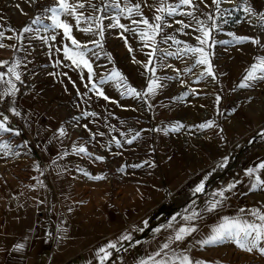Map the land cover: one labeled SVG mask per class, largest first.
Masks as SVG:
<instances>
[{"label": "rangeland", "instance_id": "374dc122", "mask_svg": "<svg viewBox=\"0 0 264 264\" xmlns=\"http://www.w3.org/2000/svg\"><path fill=\"white\" fill-rule=\"evenodd\" d=\"M70 2L75 3L76 0ZM248 2L256 13H264V0ZM137 3L141 5L143 17L148 18L150 23H157L155 20L157 15L165 18L161 31L155 36V43L149 39H141L139 33L146 30L143 23H132L134 19L141 20L140 16L129 17L125 11L119 10ZM176 3L178 0H164L165 6ZM195 3L198 5L195 9L182 6L176 10V15L167 16L166 12L156 10L160 6V0H90V3L85 0V8L78 12L82 11L86 17L92 19L85 21L82 18V25L79 27L81 29L91 27L92 32L85 33L71 24L72 35L91 49L87 56L93 67L92 82H95L105 95L109 96L117 87L126 91L124 81L122 85L116 79L100 84V79L109 77L113 69L125 78L127 85L138 92H147L150 79L159 78L160 85L155 95L140 97L138 137L141 182L149 183L161 192L157 191L154 200L151 197L146 201L140 200L137 224L126 227L127 230L133 231L129 235L131 239L116 243V248L109 251L111 255L104 264H141L142 261L152 264L149 257L159 251L160 246L165 243V225L179 212L180 204L175 202V196H170L169 192L174 191L181 178L168 177L169 173L174 171L169 169V163H172L170 166L178 168L179 159L183 158L178 152L179 147H187V158L191 164L193 163L191 158L202 153L206 160H210L205 163V166L209 164L207 171L211 173L208 181L220 176L226 166L233 161V156H228L227 152L231 144L242 141V144L253 143V147L264 145V136L260 135L264 133V81L256 80L251 82L250 87H238L250 66L257 63L258 57H264V29L259 27L258 17L234 10L240 5L241 0L231 2L222 0L219 12L211 0H204L203 3L195 0ZM115 4L119 5V9L111 7ZM105 5L110 7L106 16L101 18V11L98 9H104ZM54 7H58L56 0H0V31L5 33L0 43L5 47L9 45L15 48L23 47L25 51L31 52L32 70L24 72L31 75L32 82L35 79L40 89L50 96L51 101L63 100L60 102L62 110L64 102L70 104L82 134L63 133L85 138L74 109V105L78 103L86 114L95 113L97 116L107 118V121L102 120L98 124L95 122V115L86 116L94 136L102 137L108 142L118 136L129 138L132 134L135 136L136 127L134 126L133 133L130 123L124 122L123 130H120L118 120L113 117V114L117 113L115 103L109 98L106 104L105 99L99 96L97 91L92 90L88 70L76 67L71 60L65 59L64 46H71V42L64 39L63 31L44 30L46 25L52 23L48 9ZM12 10L15 13H12ZM189 11L194 12L196 18L207 22L204 27H210L213 20L218 25V30L210 29L208 44L200 45L196 39L197 36H202L201 32L195 30L196 20L181 14ZM205 13L211 15L213 20H208ZM117 16L120 24L135 31H124L118 26L112 27L116 24ZM37 17L43 18L41 24L32 23ZM62 19L67 21L66 16H62ZM177 21H183L190 26L183 28ZM25 27H31L33 31L23 33ZM230 33L234 35H229ZM53 35L56 36L55 40L51 39ZM10 36L12 39H8ZM168 36L175 37V40L181 43L177 44L167 39ZM245 36L258 38L260 43L253 44L250 41L236 43L234 37ZM94 40L99 41L102 47L91 43ZM186 45L204 47L209 54L215 78L207 75L201 78V73L206 72L207 66L193 67L198 54L184 52ZM129 47L133 49L132 52H129ZM153 49L156 50L154 53ZM93 52L97 55H93ZM145 64H148L149 68H154L155 72L146 69ZM196 76L198 78H195ZM0 121H3L1 115ZM208 121L213 122L212 127L203 129L199 127ZM180 125L183 127H179ZM60 128L62 129V115ZM5 142L9 145L8 149L0 148V207H3L5 197L11 195H5L9 188L14 191L15 187L29 185L32 176V161L29 157L31 152L23 140L13 133H5L0 135V145ZM221 146L223 151L220 152L218 150ZM111 149V146H108V151ZM189 171L194 172V167H189ZM262 175L261 180H264V172ZM225 178L226 176L216 179L212 186L222 183ZM258 196V205L264 207V187ZM253 222L259 223L257 219ZM219 248L217 253L220 259L219 262L214 261L216 264H232L231 261L235 264L263 262L258 251L246 252L231 239L220 241ZM204 257L198 260L207 262L206 254Z\"/></svg>", "mask_w": 264, "mask_h": 264}, {"label": "crops", "instance_id": "0c3cea01", "mask_svg": "<svg viewBox=\"0 0 264 264\" xmlns=\"http://www.w3.org/2000/svg\"><path fill=\"white\" fill-rule=\"evenodd\" d=\"M32 56L23 47L9 45L0 49V57L11 58L20 76L24 71L32 70ZM8 79L15 84L16 90L13 95H8L7 112L1 118L8 117L6 126L19 132V138L31 152L32 176L29 185L15 187L14 191L9 188L5 193L11 195L5 197L3 207H0V264H101L97 255L100 248L109 242H122V236L132 234L133 231L126 227L137 224L140 200L146 201L150 197L154 200L157 191L161 192L153 185L141 182L139 137L129 144L127 141L134 134L131 138L118 136L109 142L94 136L87 114L78 103L74 109L85 138L75 134L61 135L60 102L63 100L51 101L35 79L29 93L20 91L15 77L6 73L4 80ZM6 87L0 82V93ZM106 96L115 103L117 113L113 117L118 120L120 130H123L124 122L130 123L133 133L136 127V135L140 123V97L127 95L118 87ZM12 108L20 115L13 114ZM95 116L98 124L107 121L102 115ZM117 140L120 146H117ZM253 145L250 142L242 144V141L231 144L228 156H233L237 165L228 171L222 183L199 193L195 188L206 185L211 175L207 171L209 164L205 166L210 160L202 153L192 157L191 164L187 147H179L178 152L183 155L179 159L180 166L175 168L169 163V169L174 171L168 176L181 178L174 191L169 192L180 204L178 214L165 225L164 242L170 243L172 249L196 261L205 258L206 254L208 260H203V264H216L214 261L220 259L217 253L220 242L202 245L198 241L209 237L225 217L253 222L256 218L251 213L257 209L264 211L257 203L262 187L252 189L256 177L263 176L264 169L259 166L264 164V145ZM108 146L112 148L110 151ZM80 147L86 152L76 151ZM221 148L218 151L221 152ZM98 156L104 159L97 160ZM189 167H194L195 171L191 173ZM249 169L257 171L249 176ZM95 176L103 179L90 178ZM229 185L234 187L229 189ZM220 191L224 192L223 197L218 195ZM216 201L220 204L209 211ZM193 212L198 214L196 218L184 219ZM181 227L197 230L183 241L172 243L170 237H174ZM260 258L264 264V256L260 255Z\"/></svg>", "mask_w": 264, "mask_h": 264}, {"label": "snow or ice", "instance_id": "6c2138e0", "mask_svg": "<svg viewBox=\"0 0 264 264\" xmlns=\"http://www.w3.org/2000/svg\"><path fill=\"white\" fill-rule=\"evenodd\" d=\"M87 2L90 3V0H87ZM201 3L204 2V0H200ZM212 4L216 6L217 11H220V5L222 0H211ZM231 2V0H229ZM56 3L58 7L50 8L48 11L51 13V16L49 17L52 21L50 25H46L44 27V30L47 31L49 29L52 30H62L64 39L71 42V46L65 45L63 49L64 57L67 60H71L73 65L76 67H82L86 68L88 70V78L89 82L91 83L92 90L97 91L98 95L103 97L105 100H108L109 97H107L103 90L98 89L97 84L95 82H92V76H93V67L90 59L87 56V53L91 51V49L87 48L86 44H82L80 41H78L73 35H72V25L68 23L66 20L62 19V16H70L73 17L76 21V28L80 31H83L85 33L92 32L91 27L83 28L81 29L80 23L82 18L87 21L89 19H92V17H86L82 11H79L80 9L85 8V0H76L75 3H71L70 0H56ZM182 6H186L189 8H196L198 5H196L195 0H178V3L174 5H164V0H160V6L157 7V11L161 13L167 14V16H174L176 15V10L181 8ZM207 6V5H206ZM95 8V6L93 5ZM110 6L105 5V8L98 11H101V18H104L107 14V10ZM111 7L119 9V5H111ZM120 11H125L129 17L132 15L140 16L141 20H132L133 24L143 23L146 26L145 31H141L139 33L141 39H149L152 40L153 43H155V36L159 34L161 31L162 23L165 22V18L162 15L155 16V20L157 23L152 24L150 23L148 18L143 17L142 11H141V5L139 3L133 5V6H125L124 9H119ZM234 10H241L246 15L249 16H256L259 20V27L264 29V13H256L255 10L251 7L248 0H241L240 5L237 6ZM182 15H187L189 17H192L196 20V31H199L202 33V36H197L196 39L199 41L200 45L208 44L210 39V29H217L218 25L213 20V17L211 15H208L205 13L204 15L207 16L208 20H213V23L210 25V27H204L207 22L202 21L195 17L194 12L189 11L187 13H181ZM223 15V13H221ZM42 17H37L32 21L33 24H41L42 23ZM116 24H113L112 27H120L124 29V31H135V29H129L125 25L119 23V16L115 17ZM177 23L182 24L183 28H188L190 25L184 23L183 21H177ZM251 23V21H249ZM171 26V25H167ZM99 27V25H98ZM33 29L31 27H25L23 29V33H29L32 32ZM95 35L96 33H92ZM100 35L103 36V29H100ZM234 35V34H229ZM5 36V33L3 31H0V39H3ZM8 39H12V37H8ZM52 40L56 39V36L53 35L51 37ZM167 39L173 40L175 43L180 44L181 41L175 40V37L168 36ZM236 43H244L250 41L253 44H259L260 41L258 38H251V37H234ZM125 42L127 43L126 39ZM91 43L96 44L97 47H102V44L99 41H91ZM220 43H229L228 41H220ZM147 46V45H146ZM5 45L3 43H0V48H4ZM129 52H132L133 49L129 47ZM59 51V49H57ZM156 50L153 49V53ZM184 52H191L193 54H198V59H196L195 67L196 65H206V72L201 73V78H204L205 75L215 78V74L212 70V65L209 60V54L205 51L204 47H193L191 45H186ZM153 53H149V55H152ZM168 55H172V53H167ZM183 54V53H182ZM93 55H97L95 52H93ZM134 59V58H133ZM134 62L135 59H134ZM151 63V61H149ZM7 62H0V66L6 65ZM16 66L13 65L12 67L7 68V74H11L15 77L17 81L20 80V74L16 72ZM146 69H148L151 72H155L154 68H149L148 64L144 65ZM190 70V69H189ZM259 73V75H257ZM6 74L4 72H0V82H3L7 85L3 93H0V95H13L16 90L15 84L12 82L11 79L4 80V76ZM116 79L119 81H124V86L126 87V93L127 95L134 96V97H141L142 95H155L156 89L160 87L158 80L156 79H150L148 86H147V92L141 93L138 92L135 88L127 85L125 78L115 69L112 70V73L107 78H101L100 84H105L108 80ZM256 80H262L264 81V57H258L257 63H253L250 68L247 70L246 74L242 77L241 83L238 85L240 88H246L250 87L252 81ZM124 93H122L123 95ZM219 99V98H218ZM11 111L15 115H20L19 112L16 111L15 108H12ZM2 115V113H0ZM87 115H96L95 113H88ZM8 120L7 116L3 117V121H0V135H3L5 133H13L14 135H19V132H14L13 129H10L6 126V121ZM213 122L208 121L205 124L199 125L200 128H206V127H212ZM179 127H183V125H180ZM178 130V129H174ZM61 135H63V129L60 130ZM260 135L264 136V133H260ZM139 136V133H137L135 136L132 137V139L128 140L127 143L131 144L137 137ZM117 146H120V141H116ZM9 145L7 142L0 145V148L8 149ZM76 151L80 153L86 152V149L83 147H80L79 149H76ZM97 160H103V157H96ZM136 167V166H134ZM260 169H264V164H261L259 166ZM257 169H249L247 171V174L251 176ZM91 179H103L101 176H95L90 177ZM234 187V185H229V189ZM258 187H264V180H261L259 176L256 177V183L252 185V189L255 190ZM204 185L201 184L195 188V192L199 193L203 191ZM221 197L224 196V192L220 191L218 193ZM220 204V201H216L215 203L211 204V208L208 210L211 211L212 209H215ZM243 211V210H241ZM198 214L193 212L192 215L184 217L186 220H193L196 218ZM251 216L255 217L259 223L257 222H250L249 220L245 219H230L228 217H225L223 222L214 228L212 230V234L207 237L206 239L202 241H198V243L202 245H208V244H215L220 241H223L225 239H231L233 240L236 245L241 248L242 250L246 252H253L258 251L261 256H264V211H261L259 209L253 211L251 213ZM171 227V225H169ZM197 229L195 227H181L179 231L175 234L174 237H170V240L172 243L181 242L185 239L186 236L190 235L191 233L195 232ZM120 239L122 240H130L131 237L128 235L122 236ZM116 243L109 242L106 247H102L99 250V253L97 255L100 258L101 264H104V261L107 260L111 253L107 251V249H115ZM19 247H23V245H19ZM100 253H103V255H100ZM157 257H160L157 259ZM149 260L152 262V264H203L201 261H195L193 262L191 258L184 254V253H177L172 248L170 243H164L160 246V250L154 253L153 256L149 257ZM141 264H148V261H142Z\"/></svg>", "mask_w": 264, "mask_h": 264}, {"label": "built area", "instance_id": "2783aa9c", "mask_svg": "<svg viewBox=\"0 0 264 264\" xmlns=\"http://www.w3.org/2000/svg\"><path fill=\"white\" fill-rule=\"evenodd\" d=\"M7 62L6 65L0 66V72L7 73V68L13 65V60L11 58L3 59L0 57V62ZM17 87L20 91L29 93L33 89V82L31 79V75L28 72H23L20 76V80L17 83ZM8 95H0V113L4 115L7 112V104H8ZM64 107L62 110V129L63 132L75 133L76 135L82 134V129L78 124V121L74 115V111L69 103H63ZM259 147H263V144H259ZM236 159L233 158V161L228 164L223 171V173L219 176L213 177L209 179L203 189V192L208 190L210 186L215 182L216 179L226 176L228 171L235 167Z\"/></svg>", "mask_w": 264, "mask_h": 264}, {"label": "bare ground", "instance_id": "6f19581e", "mask_svg": "<svg viewBox=\"0 0 264 264\" xmlns=\"http://www.w3.org/2000/svg\"><path fill=\"white\" fill-rule=\"evenodd\" d=\"M73 2L75 1V0H72ZM10 5V3H8V6ZM13 11V10H12ZM12 13H15L14 11L12 12ZM66 19H67V21H69L70 22V24H73L74 26H76V21H75V19L73 18V17H70V16H66ZM82 25V23H80V26ZM127 45V44H126ZM193 65V64H192ZM189 68V67H188ZM187 69V68H186ZM191 69H194V68H191ZM196 70H197V68H196ZM196 70L194 71V74H195V72H196ZM191 72V71H190ZM189 72V73H190ZM196 75V74H195ZM193 76V75H192ZM195 78H198L197 76L195 77ZM203 97V96H202ZM192 106V105H191ZM235 121V120H234ZM233 121V122H234ZM236 122V121H235ZM234 122V123H235ZM231 125V124H230Z\"/></svg>", "mask_w": 264, "mask_h": 264}]
</instances>
